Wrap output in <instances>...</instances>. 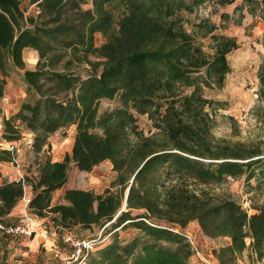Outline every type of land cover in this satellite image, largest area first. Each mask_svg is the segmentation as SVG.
<instances>
[{"label": "trees", "instance_id": "obj_1", "mask_svg": "<svg viewBox=\"0 0 264 264\" xmlns=\"http://www.w3.org/2000/svg\"><path fill=\"white\" fill-rule=\"evenodd\" d=\"M234 1L0 0V98L8 67L24 70V50L38 55L35 68L23 72L27 98L3 118L6 147L0 148V163L15 164L14 143L24 132L32 152L43 153L36 176L0 185V225L14 224L9 215L30 187L28 209L39 219L50 216L59 232L106 230L112 220L111 231L139 232L127 242L114 234L90 253L87 264H189L192 246L175 228L190 222L208 238L229 241L212 252L216 264H236L245 251L263 262L264 204L259 217L249 218L236 200L189 188L228 177L245 176L248 182L257 174V189H264V150L216 142L211 130L220 105L204 95L206 89L223 88L227 56L238 44L215 34L217 26L209 20L189 33L179 17L205 3ZM243 5L264 19V0ZM96 35L103 44L96 45ZM208 37L210 54L199 42ZM257 78L264 103V58ZM114 99L117 108L99 113L103 100ZM135 115L147 116L159 134L144 137ZM70 127L71 151L54 162L45 156L48 139ZM105 161L117 175V193L67 189L61 202L50 204L71 164L89 173ZM3 238L10 237L0 232V242Z\"/></svg>", "mask_w": 264, "mask_h": 264}, {"label": "rangeland", "instance_id": "obj_2", "mask_svg": "<svg viewBox=\"0 0 264 264\" xmlns=\"http://www.w3.org/2000/svg\"><path fill=\"white\" fill-rule=\"evenodd\" d=\"M187 2L191 0H186ZM34 8H29V13H34ZM184 28L189 32L195 31L194 25L203 20H209L217 26L215 34L234 38L238 48L227 56L230 71L226 76L222 89L205 90L204 95L208 100L219 104V109L214 113L212 137L216 142H227L230 144H243L247 147H258L264 150V103L258 99L257 91L259 83L257 78L258 68L262 58H264V19L260 13L251 16L247 13V8L243 5V0H235L233 4L219 6L215 3H205L193 13L181 12L179 14ZM96 45L104 43V38L100 35L95 37ZM203 50L210 54L211 42L208 38L200 39ZM24 70H33L38 60V55L32 50H24L22 53ZM24 70L9 66L7 75L4 77V92L0 98V148L6 147L3 135V118H9L15 114L27 98L26 86L23 81ZM188 92V91H187ZM216 106V105H214ZM118 107L117 99L103 100L99 104V113L110 111ZM138 131L144 137H152L158 133L152 121L145 115H135ZM74 135V128L70 127L64 131H58L49 139L48 155L52 161L60 162L65 154L70 153ZM31 137L28 133H23L22 138L15 142L17 148V158L15 164L0 163V185L15 180H23L36 176V168L39 158L43 155H35L30 147ZM8 147V145H7ZM207 162V161H206ZM7 166L9 170H5ZM14 170H20V176L13 175ZM13 171V172H12ZM116 173L112 170L110 162L105 161L95 167L90 174L78 171L74 165H70L68 177L65 185L52 193L51 205L61 202L63 193L69 189H84L101 195L105 191L117 193L120 187L115 186ZM19 179V180H18ZM13 180V181H10ZM260 177L254 174L250 181H246L245 176L239 178H226L220 183L208 185H190L189 188L196 192L208 193L210 196L219 198H232L239 202L247 211L249 218L259 217L261 207L264 204V189H257ZM32 192L30 187H25L24 197L11 211L9 218L14 224H24L31 231V237H10L2 239L0 242V264H61L56 253L65 256L72 249L64 245L62 238L64 235L83 239H98L100 244L98 249L112 241L113 235L122 242H127L140 235L133 228H118L110 230V222L105 228L93 227L89 230L75 228L70 232H59L50 221V216L39 219L28 209ZM126 197V192L124 193ZM124 203L122 209L124 210ZM19 209V213L16 210ZM121 209V210H122ZM176 229V228H175ZM180 232L190 237L193 256L189 259V264H216L212 252L225 246L229 241L225 238L211 239L204 236L196 222H190ZM47 238H43L46 236ZM40 242L32 248L30 243L35 237ZM188 241V240H187ZM249 240H247V243ZM29 246H27L28 244ZM90 255V254H89ZM236 264H264L257 262L254 257L250 258L247 251L237 257Z\"/></svg>", "mask_w": 264, "mask_h": 264}, {"label": "built area", "instance_id": "obj_3", "mask_svg": "<svg viewBox=\"0 0 264 264\" xmlns=\"http://www.w3.org/2000/svg\"><path fill=\"white\" fill-rule=\"evenodd\" d=\"M175 231L180 232L179 229H175ZM0 232L8 237H31L33 231H31L26 225L24 224H8V225H0ZM182 233V232H180ZM183 234V233H182ZM43 236V238H47ZM190 245L192 246V241L189 236L183 234ZM100 237L98 239H83L79 240L71 235H64L62 238V242L64 245L69 246L72 251L65 256H61V253H56V257L59 258L61 264H87L89 254L95 252L98 249V244ZM195 252L197 255L199 253L192 249V252ZM193 256V255H192Z\"/></svg>", "mask_w": 264, "mask_h": 264}, {"label": "crops", "instance_id": "obj_4", "mask_svg": "<svg viewBox=\"0 0 264 264\" xmlns=\"http://www.w3.org/2000/svg\"><path fill=\"white\" fill-rule=\"evenodd\" d=\"M4 169L7 170V171L9 170V168H8L7 166H5ZM12 172H13V171H12ZM20 173H21L20 170H14V172H13L12 174L15 175V176L18 175V177L21 178ZM83 173H85V174H90V172H89V173L83 172ZM18 180H19V179H18ZM10 181H13V180H10ZM15 181H17V180H15ZM78 189H80V188H78ZM81 190H84V189H81ZM16 211H17V213H19V209L16 210ZM38 239H39V238L36 236L35 239H33V240L30 242V243H33V246H30V247H32L33 249L36 248L35 246H36L37 244L40 243V242H37ZM27 244H28V243H27ZM27 246H29V244H28Z\"/></svg>", "mask_w": 264, "mask_h": 264}, {"label": "water", "instance_id": "obj_5", "mask_svg": "<svg viewBox=\"0 0 264 264\" xmlns=\"http://www.w3.org/2000/svg\"><path fill=\"white\" fill-rule=\"evenodd\" d=\"M124 211L123 209L121 210V212Z\"/></svg>", "mask_w": 264, "mask_h": 264}]
</instances>
